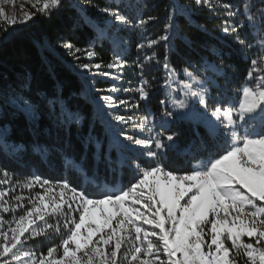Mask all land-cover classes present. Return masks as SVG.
Segmentation results:
<instances>
[{"label": "snow or ice", "instance_id": "1", "mask_svg": "<svg viewBox=\"0 0 264 264\" xmlns=\"http://www.w3.org/2000/svg\"><path fill=\"white\" fill-rule=\"evenodd\" d=\"M14 3L0 0V32L5 35L38 17L50 19L63 6V0H29L17 18L3 8ZM194 4L219 18L220 31L250 60L235 99L227 94V74L215 63L186 59L184 66L177 68L170 62L172 42L180 36L178 20L188 12L185 6L172 3L162 15H153L144 11V0L103 5L83 0L77 5L81 11L95 8L107 18L94 25L92 50L60 42L75 60L84 56L90 61L75 68L90 74L85 76L89 92L120 91L115 86L95 88L94 79L91 84L89 79L96 75L122 78L103 69L127 67L128 60L122 55L130 42L126 34L138 37L133 62L138 98L117 102L112 95L101 94L98 114L109 134L107 148L99 139L89 137V143L102 154L106 171L127 169L132 178L118 190L97 182L95 194L67 178L52 181L29 175L15 181L29 190L39 186L43 194L6 200L9 192L0 191V264H264V0H238L236 4L194 0ZM152 24L163 25L155 38L147 35ZM104 42L111 45L113 58L107 63L96 62L95 44ZM161 43L164 51L158 53L156 47ZM213 55L223 62V50ZM161 69L159 79L152 75ZM209 72L225 83L218 84ZM26 86L22 81L5 92L4 103L11 100L35 119L39 105L24 96ZM157 87L163 93L158 115L146 112L132 123L133 129L147 136L129 134L122 126L131 118L114 109L139 110L141 102L150 99L151 89ZM46 103L56 113L58 125L80 123L74 112H56L59 97ZM180 123L195 126V139L184 153L187 166L177 169L167 157L176 148L173 125ZM0 172L9 177L7 169ZM94 179L98 181V176ZM53 185L58 193L50 196ZM25 199L29 206L23 203ZM17 209H22V214L10 221L3 215L15 214ZM37 238H58V242L37 253L27 247Z\"/></svg>", "mask_w": 264, "mask_h": 264}, {"label": "trees", "instance_id": "2", "mask_svg": "<svg viewBox=\"0 0 264 264\" xmlns=\"http://www.w3.org/2000/svg\"><path fill=\"white\" fill-rule=\"evenodd\" d=\"M112 2L119 3L120 0H97L101 5ZM229 2L236 4L238 0ZM144 3V11L153 15H162L165 7L172 3L188 9L187 14L178 20L180 36L172 42L170 62L174 66L182 68L186 59L195 62L203 58L215 63L224 73L228 69L232 70L234 76L230 86L240 85L250 60L244 59L236 51L239 45L220 31L219 18L213 16L206 7H196L194 0H144ZM99 15L95 8H91L89 17L92 20L99 22ZM79 24L73 0H63V6L50 19L38 17L27 25L9 29L8 35L0 32V169L9 171V177L0 172V181L10 186L12 191L23 190L15 181L29 175H40L52 181L67 178L90 194L97 192V182L116 189L127 185L132 178L127 169L106 171L102 154L94 143H89L91 136L99 139L107 148L106 138L109 135L100 122L98 110L90 99L84 81L75 70L78 63L90 61L84 56L77 61L60 47V42L66 40L81 49L92 50L90 46L94 33L89 27ZM162 27V24L150 25L148 36L155 38L162 33ZM129 41L128 51L123 55L128 60V66L120 71L122 78L119 79L121 83L118 87L121 88H128L137 78L133 62L138 39L134 41V38L129 37ZM94 50L97 53L94 57L96 62L107 63L113 58L111 45L107 42L102 45L96 43ZM156 50L163 53V44L157 45ZM220 50L225 53L222 63L213 55V52ZM103 71L111 72L113 76L116 74L113 69L105 68ZM152 75L159 79L163 70L153 71ZM208 75L213 74L209 72ZM213 79L217 78L213 75ZM22 81L27 84L23 89L24 96L39 105L35 119L11 100L4 103V93L16 88ZM222 81L223 78L217 79L218 84ZM111 87L109 79L95 80V88ZM94 94L100 96L104 93L95 91ZM53 96L60 99L56 112L64 109L76 113L79 124L58 125L56 113L46 103ZM161 98L163 93L159 90L141 107L157 113L158 100ZM173 130L177 132L176 148L168 154L167 159L174 161L172 167L182 169L187 166L184 153L195 139V126L180 123L173 125ZM199 131L204 134L203 128ZM97 176L98 181L94 179ZM24 204L26 206L28 201ZM22 211L17 209L15 214L7 213L4 216L10 221ZM53 242H58V238L55 241L37 238L35 241L30 240L27 247L37 253L42 250L46 252L47 246Z\"/></svg>", "mask_w": 264, "mask_h": 264}, {"label": "rangeland", "instance_id": "3", "mask_svg": "<svg viewBox=\"0 0 264 264\" xmlns=\"http://www.w3.org/2000/svg\"><path fill=\"white\" fill-rule=\"evenodd\" d=\"M29 3V0H15V3L14 5L13 4H8V5H3V8H4V11L9 14V15H12V14H15L17 16V18H19V16L22 15L23 11L26 10L24 7H22V5H27ZM98 18V21L100 22L101 20H106L107 18L106 17H101V14L97 17ZM98 22V23H99ZM17 26H21V25H17ZM148 31H149V28H148ZM128 35V37H132L134 38V41H136L138 39L137 35L135 33H132V34H126ZM147 35H148V32H147ZM151 37V36H149ZM108 43V42H107ZM127 53V52H126ZM125 53H123L122 55H124ZM244 57V56H243ZM244 59H248L246 57H244ZM116 74L114 76H120V71L121 69H113ZM223 72V71H222ZM77 73L80 75V77L82 78V80L84 81L85 83V76H89L90 74H87V73H79L77 71ZM227 74V87H228V96L235 99V96H236V86H230V84H232L231 82V79H233L232 77L234 76V73L232 72V70L228 69L227 72H225ZM94 79L97 80V79H109V81L111 82V85L112 87L115 86L117 87L118 89H120V91L116 92V93H104V94H108V95H112L114 98H116L117 102L119 99H126V100H129L130 102H135V100L138 98V94L136 93V87H137V80H138V77L136 78V81L130 85L127 89H129L128 92H125L123 91V89L125 88H121V87H118L121 83V81L119 79H116V80H113L111 79L110 77L106 78V76H102V75H96L94 77H90L89 79V84H91L92 80ZM244 82V79L240 82V84H242ZM225 83V80L222 81L220 84L223 85ZM230 83V84H229ZM88 87V85H86ZM159 91V88H153L151 89V96H154V94H156L157 92ZM212 95L215 96L216 95V92L213 91L212 92ZM95 98L92 100L93 101V104L94 106L97 108L98 110V107L100 104H102L103 102L102 101H99V96H94ZM146 102V101H145ZM145 102H141L142 103H145ZM107 111V110H105ZM114 111L118 112L119 114H122V115H125L126 117H130V121H129V124L128 125H124L122 126L124 128L125 131H127L129 134L131 135H135L137 137L143 135V136H147V133H141L138 129H133L132 127V123L134 121H138L140 119V117L142 115H144L146 112L148 113H155L156 115H158V112H154V110H151L150 108H147V107H140L139 110L137 109H124L123 107H118L117 109H114ZM106 127V125H105ZM137 151H141V149H136ZM7 187V188H6ZM54 187V192L53 193H50L49 195H53V194H56L58 193V188H56L55 185H53ZM10 186H5L1 181H0V191H7V192H10V195L9 197L6 196L5 199L6 200H10V198L12 196H15V195H20V196H24L26 197L29 193L32 194V196H35L36 193H41L43 194V190L37 186L31 190L27 189V188H24L23 190L21 189L19 192L18 191H12L10 190ZM109 190H118L119 188H116V189H112L110 187H107ZM9 189V191H8ZM25 201H27L26 199L23 201V203H25ZM26 206H29L28 204ZM7 214V213H6ZM6 214H3V215H6ZM22 214V212H21ZM48 218V217H46ZM38 223H41V222H38ZM5 227H7V224H5Z\"/></svg>", "mask_w": 264, "mask_h": 264}, {"label": "built area", "instance_id": "4", "mask_svg": "<svg viewBox=\"0 0 264 264\" xmlns=\"http://www.w3.org/2000/svg\"><path fill=\"white\" fill-rule=\"evenodd\" d=\"M82 2H83V0H73V8H74V10H75V12H76V14L78 16V22L80 23L79 25L84 24L85 26L89 27L93 31V33L95 34V27H94V25L97 24L98 22L92 20L89 17V13H90L91 7L87 8V11H81V9L79 7H77V5L80 4V3H82ZM83 19H87L90 22L89 23H82L81 21ZM86 89L88 91V87L87 86H86ZM94 92H95V90H93L91 92L88 91L91 101L95 98L94 97L95 96ZM100 122L105 127V124L101 121V119H100Z\"/></svg>", "mask_w": 264, "mask_h": 264}]
</instances>
